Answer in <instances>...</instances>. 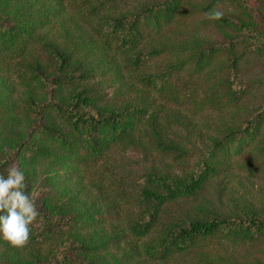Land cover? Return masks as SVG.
I'll use <instances>...</instances> for the list:
<instances>
[{
  "label": "trees",
  "instance_id": "trees-1",
  "mask_svg": "<svg viewBox=\"0 0 264 264\" xmlns=\"http://www.w3.org/2000/svg\"><path fill=\"white\" fill-rule=\"evenodd\" d=\"M128 152L151 163L136 179ZM13 163L39 215L0 264L264 255V207L205 198L228 173L264 177V0H0V173Z\"/></svg>",
  "mask_w": 264,
  "mask_h": 264
},
{
  "label": "rangeland",
  "instance_id": "rangeland-1",
  "mask_svg": "<svg viewBox=\"0 0 264 264\" xmlns=\"http://www.w3.org/2000/svg\"><path fill=\"white\" fill-rule=\"evenodd\" d=\"M245 3L248 8H252V10H255L258 4V0H245ZM258 16L259 15H257V17ZM70 21L71 27H74V25H76L78 22L75 17H73V19H70ZM53 28L54 32L56 31L57 34H60L58 32V25L54 26ZM212 36L214 40L223 39L222 34L218 32L214 33ZM251 77H253V75L247 77L245 76L244 80L250 81V79H252ZM106 79L107 81H109L105 86V91L108 92L109 98L115 97L117 95L115 91H119L118 89H116L119 83L112 85L113 75H109L108 77H106ZM167 108L171 109V107H169L168 105ZM246 111V108H244L239 113L241 119L246 117ZM196 121L199 125L200 120L197 119ZM198 132L199 129L197 128V131H195L193 134L192 142L197 144L198 147H203L208 142L209 136H213V133H208L207 135L206 133ZM118 158V160L121 162L125 160V162H129L126 171L129 173V170H131L130 172L133 174V176H135V179L142 173H144L151 165L150 161L143 158V156L139 153L128 152L125 155H118ZM136 183L137 180L134 181V185ZM205 198L207 200H211L213 203H215L216 206L221 207L225 210H230L234 206V204H240L243 202H250L257 207H264V177H252L248 172L240 171L228 173L224 178L220 177L217 180L213 181V184L205 193ZM188 206L189 205L187 204L185 205V207ZM192 206L193 205H190V207ZM196 206L197 204H195V207ZM234 256H236L235 258L238 264H251V262H261V264H264V255L256 251L255 249L245 248L237 251L233 255V257Z\"/></svg>",
  "mask_w": 264,
  "mask_h": 264
},
{
  "label": "clouds",
  "instance_id": "clouds-1",
  "mask_svg": "<svg viewBox=\"0 0 264 264\" xmlns=\"http://www.w3.org/2000/svg\"><path fill=\"white\" fill-rule=\"evenodd\" d=\"M223 15L222 11L212 9L206 18L220 20ZM38 215L36 197L26 191L25 173L13 163L6 175L0 173V240L12 247H23Z\"/></svg>",
  "mask_w": 264,
  "mask_h": 264
}]
</instances>
